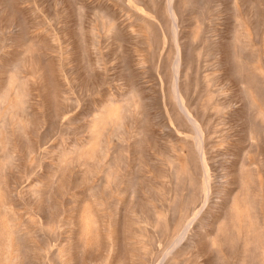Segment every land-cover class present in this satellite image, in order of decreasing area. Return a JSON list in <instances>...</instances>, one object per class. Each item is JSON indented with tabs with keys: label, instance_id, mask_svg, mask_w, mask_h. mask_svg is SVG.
Masks as SVG:
<instances>
[{
	"label": "rangeland",
	"instance_id": "obj_1",
	"mask_svg": "<svg viewBox=\"0 0 264 264\" xmlns=\"http://www.w3.org/2000/svg\"><path fill=\"white\" fill-rule=\"evenodd\" d=\"M0 217V264H264V0H0Z\"/></svg>",
	"mask_w": 264,
	"mask_h": 264
},
{
	"label": "bare ground",
	"instance_id": "obj_2",
	"mask_svg": "<svg viewBox=\"0 0 264 264\" xmlns=\"http://www.w3.org/2000/svg\"><path fill=\"white\" fill-rule=\"evenodd\" d=\"M1 218V217H0ZM6 242V241H5Z\"/></svg>",
	"mask_w": 264,
	"mask_h": 264
}]
</instances>
